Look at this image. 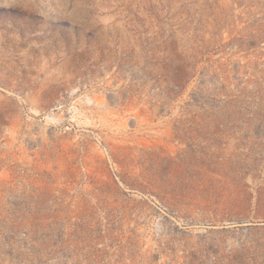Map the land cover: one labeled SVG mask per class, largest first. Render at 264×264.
<instances>
[{
  "label": "rangeland",
  "instance_id": "obj_1",
  "mask_svg": "<svg viewBox=\"0 0 264 264\" xmlns=\"http://www.w3.org/2000/svg\"><path fill=\"white\" fill-rule=\"evenodd\" d=\"M0 264H264V0H0Z\"/></svg>",
  "mask_w": 264,
  "mask_h": 264
}]
</instances>
